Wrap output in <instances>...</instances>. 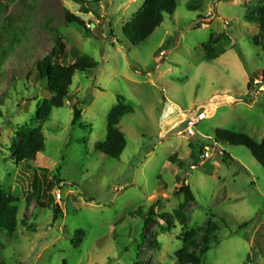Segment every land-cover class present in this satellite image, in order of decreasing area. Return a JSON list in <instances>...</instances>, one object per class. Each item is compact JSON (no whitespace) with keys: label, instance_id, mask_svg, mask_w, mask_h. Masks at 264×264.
<instances>
[{"label":"rangeland","instance_id":"rangeland-1","mask_svg":"<svg viewBox=\"0 0 264 264\" xmlns=\"http://www.w3.org/2000/svg\"><path fill=\"white\" fill-rule=\"evenodd\" d=\"M85 1L0 0V28L8 17L22 23L21 43L6 46L0 69V191L20 199L16 232L0 234V263L178 264L187 235L198 234L187 250L199 256L212 229L201 264H264V168L247 148L215 142L217 129L264 139V83L256 85L264 48L253 42L259 26L245 20L261 0H176L175 13L136 46L122 29L145 0ZM67 12L87 28L69 25ZM58 32L61 64L89 56L99 68L76 73L64 107L38 121L52 94L47 80L28 75ZM220 35L228 38L215 46L219 58L208 61L204 46ZM119 96L134 113L119 125L127 147L115 160L96 146ZM75 107L82 116L73 125ZM197 113L207 119L187 140L181 132ZM38 128L45 151L30 166L17 162L22 130ZM202 148L210 154L203 162ZM183 185L194 197L185 225L176 217ZM56 207L63 215L54 223Z\"/></svg>","mask_w":264,"mask_h":264},{"label":"trees","instance_id":"trees-1","mask_svg":"<svg viewBox=\"0 0 264 264\" xmlns=\"http://www.w3.org/2000/svg\"><path fill=\"white\" fill-rule=\"evenodd\" d=\"M76 3L84 5L85 0H73ZM177 9L176 0H145L143 7L133 17L131 22L126 24L122 31L126 39L134 46L147 41L153 33L162 25L165 16L173 15ZM245 20L252 24L259 26V33L253 38L256 46L264 48V0H261L259 5L252 8L245 16ZM66 21L69 25H76L79 28L86 29V23L83 18L75 16L67 12ZM21 21L13 17H8L0 28V69L6 59V46H14L20 44L19 28ZM226 35L212 38L205 46L204 51L208 61H214L219 58L215 49L219 43L227 39ZM66 52V43L64 38L57 33V43L53 47L50 54L41 59L33 71L30 72L28 78L34 83L47 80L48 91L52 94L49 100H46L39 106L38 121H44L50 118L54 108H62L65 102L70 97V90L73 78L76 73L94 72L99 68V64L89 56H79L72 65H63L60 59ZM1 71V70H0ZM264 83V71L262 73ZM254 79L249 82V90L253 88ZM134 113L133 107L127 104L123 96L118 97L117 105L110 111L107 119V137L103 142L96 146V150L108 156L111 159H120L126 147L127 140L125 135L120 131L119 125L123 118L129 114ZM1 116V112H0ZM81 111L74 108L73 125L77 124L81 119ZM24 137L23 143L14 145L12 148L13 157L17 162H25L30 166L31 163L36 162L37 156L45 151V136L41 128L34 130H22ZM215 142L229 144L233 146H241L247 148L254 159L264 168V139L261 142L254 140L245 133L234 132L226 129H217L215 131ZM191 146L194 143L190 144ZM205 153L202 148L200 155ZM232 158L224 154L223 161L225 163L231 161ZM181 194L185 196L186 203L180 206L176 213V217L182 225L186 224L185 211L188 209L187 204L194 199L190 188L183 185ZM20 199L17 195L0 191V234L10 235L16 232L18 228V203ZM155 208L151 209V217L154 216ZM137 214V213H136ZM139 214V213H138ZM63 215L62 210L56 207L54 210L53 222H57ZM149 217L145 221V227L149 228L153 219ZM212 229H208L207 235L203 237V247L200 255L188 253V246L195 243L197 237L196 231L190 232L186 237L184 248L178 254V264H201L202 258L211 251V237ZM139 256L142 246L138 247ZM5 264V263H0ZM134 264H140L138 261Z\"/></svg>","mask_w":264,"mask_h":264},{"label":"built area","instance_id":"built-area-1","mask_svg":"<svg viewBox=\"0 0 264 264\" xmlns=\"http://www.w3.org/2000/svg\"><path fill=\"white\" fill-rule=\"evenodd\" d=\"M258 84H263V82H258L256 81V85ZM263 92H264V87H263ZM207 119V116L205 113H197L193 114L187 117V127L185 131L181 132V136L184 137L187 140H195V133H194V128L199 125L201 122L205 121ZM210 158L209 153H203L200 155L201 162H203L205 159ZM196 167H192V169H195ZM58 200L62 199L61 193L57 194Z\"/></svg>","mask_w":264,"mask_h":264},{"label":"water","instance_id":"water-1","mask_svg":"<svg viewBox=\"0 0 264 264\" xmlns=\"http://www.w3.org/2000/svg\"><path fill=\"white\" fill-rule=\"evenodd\" d=\"M194 141V140H193Z\"/></svg>","mask_w":264,"mask_h":264}]
</instances>
